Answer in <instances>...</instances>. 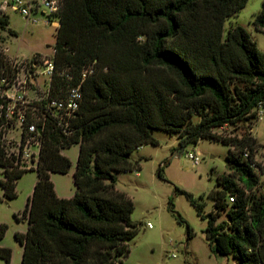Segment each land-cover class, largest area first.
I'll list each match as a JSON object with an SVG mask.
<instances>
[{"label": "trees", "instance_id": "obj_1", "mask_svg": "<svg viewBox=\"0 0 264 264\" xmlns=\"http://www.w3.org/2000/svg\"><path fill=\"white\" fill-rule=\"evenodd\" d=\"M62 2L54 61L63 75H55L53 92L80 83L82 100L71 132L63 133L46 118L36 169L14 163L0 142L5 198L17 195L16 181L26 171L37 175L21 215H15L28 222L25 232L14 233L21 264L122 261L137 227L131 220L133 201L115 187L116 173L140 169L129 157L143 144H157L153 129L177 133L175 151L206 137L231 146L229 173L217 177L211 195L214 209L204 213L203 203L187 196L207 220L204 232L214 253H232L240 264H264V194H250L259 183V143L250 133L214 132L226 124L250 123L258 102L264 105V53L242 25L225 26L247 0ZM252 24L264 32V0ZM4 30L16 35L8 28V15L0 12V40ZM88 64L93 71L81 81ZM73 144H78L75 191L59 197L50 176L68 172L71 162L62 150ZM171 212L189 239L191 227ZM6 229L0 223V240ZM11 255V248L0 246L4 264Z\"/></svg>", "mask_w": 264, "mask_h": 264}, {"label": "rangeland", "instance_id": "obj_2", "mask_svg": "<svg viewBox=\"0 0 264 264\" xmlns=\"http://www.w3.org/2000/svg\"><path fill=\"white\" fill-rule=\"evenodd\" d=\"M262 1L247 0L236 15L226 20L225 26L227 29L233 24L242 25L257 48L264 53V32L256 30L252 24L254 15L261 9ZM6 14L8 28L16 32V35H12L9 30L2 31L4 37L1 41L4 43L0 46H8L9 54L27 58L52 54L49 46L53 47L56 41L55 26L42 21L26 23L21 15L9 9ZM192 120L196 121L197 117ZM214 132L222 136L250 133L257 139L259 145L255 159L261 165L259 183L250 194H264V112L250 123L226 124L214 129ZM151 135L158 141L157 144H143L135 148L129 157L132 162L139 163L140 169L116 173L115 187L124 191L133 201L131 220L136 224L137 234L126 241L128 254L121 262L114 264H240L232 253L220 255L212 251L204 232L207 220L197 215L187 196L188 193L202 202L204 213L214 209L211 195L218 188L217 177L229 173L226 154L231 146L206 137L175 151L179 146L177 133L153 129ZM189 152L198 154V164L194 165L186 156ZM62 154L68 157L71 166L66 174L54 172L50 178L59 195L72 196L75 191L72 173L76 165L78 144L63 149ZM25 164L30 165V162ZM2 173L3 168L0 167V178L3 177ZM36 178L35 170L26 171L16 181L17 195L11 199L4 197L0 186V223L7 226L0 246L11 248L10 264H21L22 247L15 240L14 233L25 232L28 222L26 218H16L15 215H21ZM171 208L191 227L193 234L189 239L186 237V226L178 223ZM223 218L221 213L218 221ZM0 264H4L2 258Z\"/></svg>", "mask_w": 264, "mask_h": 264}, {"label": "built area", "instance_id": "obj_3", "mask_svg": "<svg viewBox=\"0 0 264 264\" xmlns=\"http://www.w3.org/2000/svg\"><path fill=\"white\" fill-rule=\"evenodd\" d=\"M62 3V0H0V12L6 13L9 9L21 15L26 23L42 21L57 29ZM1 40L0 44L4 43ZM0 47V142L6 156L14 159V163L36 169L46 118L52 117L63 133L71 132V119L82 100L80 83L67 85L58 94L53 92L55 75H63L55 65V44L49 46L51 55L40 58L11 55L8 46ZM92 71L91 64L84 66L81 81ZM66 77L71 78V75L66 74ZM256 111L259 118L264 112L262 102H258ZM186 156L194 165L200 161L197 153L189 152ZM27 161L30 165L25 164ZM254 169L258 172V167Z\"/></svg>", "mask_w": 264, "mask_h": 264}, {"label": "crops", "instance_id": "obj_4", "mask_svg": "<svg viewBox=\"0 0 264 264\" xmlns=\"http://www.w3.org/2000/svg\"><path fill=\"white\" fill-rule=\"evenodd\" d=\"M32 188H33V187H32ZM55 192H56V190H55ZM31 193H32V190H31ZM31 193H30V195H31ZM56 194H57V196H59V197H66V198L71 197V195H59L57 192H56ZM30 195H28V196H30Z\"/></svg>", "mask_w": 264, "mask_h": 264}]
</instances>
